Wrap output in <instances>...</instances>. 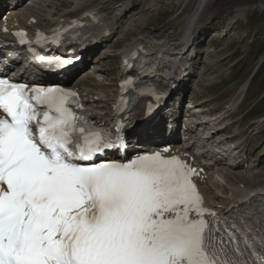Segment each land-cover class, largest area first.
Returning a JSON list of instances; mask_svg holds the SVG:
<instances>
[{
    "label": "snow or ice",
    "instance_id": "6c2138e0",
    "mask_svg": "<svg viewBox=\"0 0 264 264\" xmlns=\"http://www.w3.org/2000/svg\"><path fill=\"white\" fill-rule=\"evenodd\" d=\"M88 115L74 91L0 78V264H264V197L212 210L167 149L97 162L125 145Z\"/></svg>",
    "mask_w": 264,
    "mask_h": 264
},
{
    "label": "rangeland",
    "instance_id": "374dc122",
    "mask_svg": "<svg viewBox=\"0 0 264 264\" xmlns=\"http://www.w3.org/2000/svg\"><path fill=\"white\" fill-rule=\"evenodd\" d=\"M73 1L46 0L45 3L49 9L59 11L73 8ZM132 1L134 4L132 10L136 14L127 18V21H122L125 23L122 30L126 43L134 36L153 34L152 36H157L160 41L178 44L187 30L190 16L198 5V0ZM96 2L107 6L108 10L116 7L112 0H96ZM243 7L244 14L234 17L235 9ZM200 11L192 35L197 37L194 55L198 51L201 61L195 68L196 74L191 81L189 97L185 94L184 99L186 102L191 99L197 102V99L204 98L210 100V108L220 107L223 101L239 94V87L243 85L241 82L249 76L250 71L257 64L264 60V0H208ZM139 21L144 23L140 24ZM202 29L204 30L201 32ZM217 33L221 35L216 37ZM263 68L264 61L258 76L263 74L257 77L260 88H254V92H250L252 81L247 89L249 99L245 100L242 107L243 111L252 105L255 106L249 113L251 117L256 113L264 115V82L261 83L264 80ZM198 73H202V76H197ZM254 131L248 133V140H251L253 147L255 146L251 150L253 154L264 144V130L261 133L258 130ZM232 177L233 180H237V172ZM219 178V182L223 185L225 182L221 177ZM253 178L256 186L264 184V169ZM216 188L219 187L215 186L214 189Z\"/></svg>",
    "mask_w": 264,
    "mask_h": 264
},
{
    "label": "bare ground",
    "instance_id": "6f19581e",
    "mask_svg": "<svg viewBox=\"0 0 264 264\" xmlns=\"http://www.w3.org/2000/svg\"><path fill=\"white\" fill-rule=\"evenodd\" d=\"M207 1L208 0H198V3H197L198 5L195 8V10L193 11L192 15L190 16L189 24L187 26V30H191V32H192V28H193V25H194L193 23L199 18L198 15L201 12L200 10L203 9V7L207 3ZM48 2H49V0H48ZM128 2L129 1H127V2L125 1V3H122L123 5L120 7V9H122V11L120 12L119 10H117V12L122 14V13H126V10L130 11L129 5H132V2L130 1V4ZM40 4H41V0H30L27 3H22L18 8H16V10L9 11L8 14L6 15V19H4L3 21H2V19H0V23L2 22V23L9 24V23H11V21L12 22L18 21L19 23L17 25H13V28H14L16 26L23 25V23H25L29 17L37 18V20H38L37 23H39V21L41 19L39 17L42 16V15H45L43 12L39 11V5ZM91 4H92L91 0H76L74 9H79V8H81L83 6H87V5H91ZM17 6L18 5L16 4L15 7H17ZM74 9H69V11L62 10V11H60V14L57 15V16H53L52 14H48V16H46L48 19H49V16H50V19L48 20V25L47 26H42V27H49L50 25H55V24H58V23L65 22L66 19H67L66 17L68 16L67 12L69 13V15H71L70 11H72ZM47 10L49 12H51L52 9H49L47 7ZM91 11H92V13L95 16L98 17V21L97 22H93L92 25L90 24L89 20H86V25H88V26L91 25V33H93V34H95V35L100 37L106 31H112L111 35L113 33L117 32V30H118L117 26H119V25H117L116 27H114V26L110 27L109 26V24L106 22V18L104 16V11H103L102 7H100V6H92ZM244 11H245L244 7L243 8H238L237 10L235 9V16L234 17L243 15ZM0 13H1V11H0ZM128 14L129 13L124 14V16L121 17V18H125L124 20H126L127 19L126 17L128 16ZM80 17L81 18L83 17V13H81ZM139 22H140V24L144 23V21H139ZM133 27H135V25ZM77 32H78V30H75L74 32L72 31L73 34L77 33ZM85 34H86V31L80 33V35H85ZM77 35H79V33ZM152 35L153 34H151L149 36H147V35L146 36H140V37L138 36V37H136L134 39V41L133 40L132 41H133V43H135V42H138V39H142L146 44L152 46L153 45L152 39H154L156 37V36H153L154 38H152L151 37ZM115 37H116V35H115ZM191 37L192 36H191L190 32L186 31L184 33L183 38H184V40H185V42L187 44L190 42ZM157 40H159V38ZM131 42L128 43L126 46L122 47V49L127 48V46L129 44H133ZM101 43H106L107 44L108 40L107 39L102 40ZM172 44L173 43H169V42H166V41L160 42V44H158V46H159L158 48L160 50L158 51V49H157V52H160V51L161 52L158 55H157V52H154V51L144 54V56L138 62L137 67L141 68V65L143 66V65L147 64V65H150V66H152L154 68L155 73H159V74H162L164 71L167 72V71L172 70V66H170V62H169L170 55L165 53V50H172L173 49L172 48ZM184 49H185V47L183 46L182 50H184ZM103 53L106 54V51H104ZM179 53L180 52H176V55L179 54ZM186 54H187V52H183L182 53V57L186 58L185 57ZM186 62L187 61L185 59L182 64L185 66ZM185 71H186V69H184L181 72V74L184 73ZM207 72H208V70H207ZM184 85H185V83L182 84V86H184ZM78 86L80 88V94H81L82 100L84 102H86L88 100L87 94L88 93H92L93 90L97 87V84H95V83L92 84L93 88L89 89L88 91H87V89L83 88V86H84L83 83H79ZM241 90L243 91L244 87H242ZM85 91H87V92H85ZM203 102L205 103L206 101H203ZM106 108L107 107H106V103H105V108L103 109V112L105 111ZM192 113H194V112H192ZM198 113H199V110H198ZM196 119H198L197 116H196ZM184 120H185V126H187L184 129V132L185 133L193 132L191 127H190V124L193 123V120H195V116H193L191 114H189L187 116L184 115ZM249 126H251V125H249ZM140 127L142 128V126H140ZM198 127H199V129L202 128V126L200 124H198ZM151 130H154V129L151 128ZM205 140H207V141L205 142ZM196 142L199 145H204V146L206 145L208 148H210L208 146L209 145V138H202V139L196 138ZM148 143L150 145H155V141L154 140H149ZM189 144H193V141H192L190 136H189ZM137 146H140V145H137ZM220 154L222 156L224 155V153H222V152H220ZM213 157H214V160L216 162L221 163V158H219L217 154L213 153ZM228 165H230V163ZM231 171L232 170H229L228 168L225 169V167L221 166V167H219V169H217V173H216L225 182V183H223V185L219 182L221 184L219 186V190L225 191L224 195H225L226 198L228 197L227 194L229 192H235L236 194H239V195L243 196V195L247 194L250 191H253L255 189H259V190H261L264 193V184H262L260 186H256V181L253 178L255 173L253 174L252 172L251 173L237 172V180H233L232 175L234 173H236V172L231 173ZM207 183H209V182H207ZM211 184L213 185L212 181H211V183H209V187H211Z\"/></svg>",
    "mask_w": 264,
    "mask_h": 264
}]
</instances>
